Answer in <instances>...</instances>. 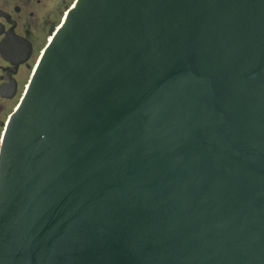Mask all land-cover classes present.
<instances>
[{
  "label": "water",
  "instance_id": "water-1",
  "mask_svg": "<svg viewBox=\"0 0 264 264\" xmlns=\"http://www.w3.org/2000/svg\"><path fill=\"white\" fill-rule=\"evenodd\" d=\"M0 264H264V0H76L0 137Z\"/></svg>",
  "mask_w": 264,
  "mask_h": 264
},
{
  "label": "flooded vegetation",
  "instance_id": "flooded-vegetation-1",
  "mask_svg": "<svg viewBox=\"0 0 264 264\" xmlns=\"http://www.w3.org/2000/svg\"><path fill=\"white\" fill-rule=\"evenodd\" d=\"M76 0H0V135Z\"/></svg>",
  "mask_w": 264,
  "mask_h": 264
},
{
  "label": "rangeland",
  "instance_id": "rangeland-1",
  "mask_svg": "<svg viewBox=\"0 0 264 264\" xmlns=\"http://www.w3.org/2000/svg\"><path fill=\"white\" fill-rule=\"evenodd\" d=\"M2 134V133H1ZM0 137H1V135H0Z\"/></svg>",
  "mask_w": 264,
  "mask_h": 264
}]
</instances>
